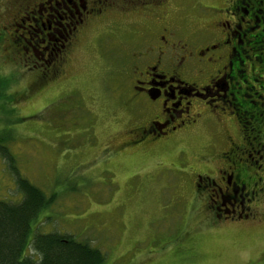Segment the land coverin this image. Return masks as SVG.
Here are the masks:
<instances>
[{
    "label": "rangeland",
    "instance_id": "obj_1",
    "mask_svg": "<svg viewBox=\"0 0 264 264\" xmlns=\"http://www.w3.org/2000/svg\"><path fill=\"white\" fill-rule=\"evenodd\" d=\"M111 1L117 6L85 27L63 77L42 82L50 53L41 52L51 46L40 43L32 22L12 23L23 17L18 0H0V141L12 159L0 155V201L17 204L16 181L25 179L52 200L32 235L73 237L100 251L105 264H264V208L257 226L219 221L203 208L206 192L194 177L219 167L226 161L219 155L239 143L234 119L206 121L168 151L121 152L127 130L148 121L134 118L145 102L129 99L132 56L160 22L139 0ZM166 1L167 20L185 35L230 2ZM254 69L264 77V66Z\"/></svg>",
    "mask_w": 264,
    "mask_h": 264
},
{
    "label": "flooded vegetation",
    "instance_id": "obj_2",
    "mask_svg": "<svg viewBox=\"0 0 264 264\" xmlns=\"http://www.w3.org/2000/svg\"><path fill=\"white\" fill-rule=\"evenodd\" d=\"M18 1L23 17L12 23L32 22L40 43L51 46L41 52L50 53L44 62L46 74L38 79L42 82L63 77L87 24L102 20L116 5L111 0ZM139 1L143 5L138 8L147 15L155 10L160 23L148 34L144 49L132 56L129 99L145 102L135 108L134 118L148 121L127 130L129 141L121 144V152L141 151V145L150 154L168 151L184 136L201 132L206 121L227 126L234 119L239 143L219 155L226 160L219 167H206L207 173L194 177L197 189L206 192L203 208L215 219L257 226L259 208H264V143L259 137L264 133V77L254 66H264V0H230L216 19L188 35L167 20L166 0ZM138 8L128 10L136 14ZM142 108L144 113H137Z\"/></svg>",
    "mask_w": 264,
    "mask_h": 264
},
{
    "label": "trees",
    "instance_id": "obj_3",
    "mask_svg": "<svg viewBox=\"0 0 264 264\" xmlns=\"http://www.w3.org/2000/svg\"><path fill=\"white\" fill-rule=\"evenodd\" d=\"M2 143L0 155L11 163ZM16 183L21 200L17 204L0 201V264H105L100 251L73 237L32 235L40 211L52 200L21 177ZM29 247L33 255L26 254Z\"/></svg>",
    "mask_w": 264,
    "mask_h": 264
}]
</instances>
